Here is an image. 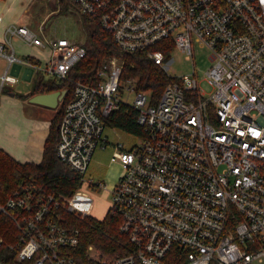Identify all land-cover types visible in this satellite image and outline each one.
<instances>
[{
	"label": "built area",
	"instance_id": "obj_1",
	"mask_svg": "<svg viewBox=\"0 0 264 264\" xmlns=\"http://www.w3.org/2000/svg\"><path fill=\"white\" fill-rule=\"evenodd\" d=\"M71 1L112 35L122 54L145 52L167 74L174 50L190 60L196 45L211 52L209 94L194 66L190 74H168L155 97L124 77L119 56L105 58L91 81H72L56 153L82 185L108 189L86 178L95 150L107 145L106 118L127 105L142 131L139 144L126 150L119 143L113 154L121 172L110 188V209L121 218L129 250L112 264H264V0ZM11 34L48 48L46 65L25 63L60 81L87 54L84 44L42 39L26 26ZM0 56L8 67L16 61L3 43ZM0 80L16 81L7 71ZM81 196L80 189L67 197L29 182L0 204L19 233L8 247L17 264H76L80 232L58 211L92 216ZM0 264H6L1 257Z\"/></svg>",
	"mask_w": 264,
	"mask_h": 264
},
{
	"label": "trees",
	"instance_id": "obj_2",
	"mask_svg": "<svg viewBox=\"0 0 264 264\" xmlns=\"http://www.w3.org/2000/svg\"><path fill=\"white\" fill-rule=\"evenodd\" d=\"M84 45L87 49L86 57L72 69L68 81L56 83L41 80L33 89L32 95L66 91L59 110L51 121L41 163H19L0 150V204H3L22 183L35 182L43 192L67 197H72L82 187L79 175L63 163L56 153L59 141L58 127L64 108L72 98V81H91L101 62L111 56L122 58L125 78H136L138 89L150 90L155 97L162 94L169 81L165 70L156 65L145 52L122 54L112 35L103 30L95 20L87 29ZM161 45L158 44L154 48H161ZM105 125L121 129L137 137L142 135L141 127L137 124V111L127 105H121L106 118ZM58 213L66 226L76 228L80 232L79 244L72 251L76 264H112L117 257L128 254L127 238L119 232L121 218L111 209L102 220L95 219L93 216H77L64 209L59 210ZM18 236L19 233L13 221L0 213V238L4 240V245L0 247V257L6 264H17L14 260L15 252L9 251L8 247L17 243ZM89 246H93L98 251V260L88 256Z\"/></svg>",
	"mask_w": 264,
	"mask_h": 264
},
{
	"label": "crops",
	"instance_id": "obj_3",
	"mask_svg": "<svg viewBox=\"0 0 264 264\" xmlns=\"http://www.w3.org/2000/svg\"><path fill=\"white\" fill-rule=\"evenodd\" d=\"M36 2L37 0H0V43H3L6 50L13 53L16 59L8 67L7 58L0 56L6 61V67L2 68L0 76L7 71L9 76L16 79L13 83H2L0 80V97H2L0 102V150H3L15 161L24 164L41 163L51 121L58 112L61 103L60 101L55 108H50L30 101L34 95L39 94L32 95L35 84L41 80L48 81L43 79L41 74H37L40 70L25 62L29 61L36 66H44L47 64L51 52L48 48L43 49L28 44L19 36L11 34L14 27L26 26L41 38L42 23L38 26V30L32 24L35 13L33 5ZM20 73L24 75L27 85H25V89L23 88L24 90L15 91L14 87L20 83ZM54 110H57L55 115L48 116ZM120 172V164L113 159L110 169L106 173L107 191L110 192V188L115 184Z\"/></svg>",
	"mask_w": 264,
	"mask_h": 264
},
{
	"label": "rangeland",
	"instance_id": "obj_4",
	"mask_svg": "<svg viewBox=\"0 0 264 264\" xmlns=\"http://www.w3.org/2000/svg\"><path fill=\"white\" fill-rule=\"evenodd\" d=\"M34 15L32 24L37 28L42 23L40 33L42 39L66 38L74 43L85 44L87 39V29L94 23L91 18L82 15L71 0H37L33 5ZM96 22V21H95ZM17 49V46H15ZM211 52L207 48L195 46L193 59H188L187 55L179 50H174L170 54L173 61L169 64L167 72L171 76H182L192 73L196 67L200 89L203 93H211V86L204 80L205 72L211 66ZM49 60V59H48ZM47 62V61H46ZM6 67L5 59L0 57V72ZM46 81L60 83L50 74L38 71ZM20 83L14 87L15 91H22L27 85V81L22 73L19 74ZM24 88V89H23ZM2 97H0V102ZM130 103L134 101V96L129 98ZM57 110L52 111L48 116L55 115ZM104 138L107 140L105 148H97L91 159L86 178L95 183H105L106 173L110 169L111 162L114 159L115 146L121 143L124 149L128 150L134 145L140 143V138L129 134L121 129L111 128L105 125ZM108 183V182H107ZM82 192L81 199L91 205L89 211L95 219L102 220L107 214L112 204V194L105 189H97L86 183L80 188ZM77 198L78 195H76ZM88 256L94 260L99 259V253L96 249L88 250Z\"/></svg>",
	"mask_w": 264,
	"mask_h": 264
},
{
	"label": "water",
	"instance_id": "obj_5",
	"mask_svg": "<svg viewBox=\"0 0 264 264\" xmlns=\"http://www.w3.org/2000/svg\"><path fill=\"white\" fill-rule=\"evenodd\" d=\"M66 91H54L50 93H39L34 95L30 101L35 104L55 108L65 96Z\"/></svg>",
	"mask_w": 264,
	"mask_h": 264
}]
</instances>
